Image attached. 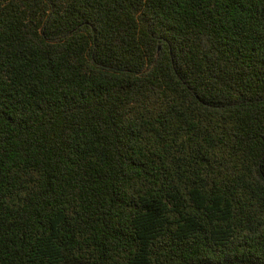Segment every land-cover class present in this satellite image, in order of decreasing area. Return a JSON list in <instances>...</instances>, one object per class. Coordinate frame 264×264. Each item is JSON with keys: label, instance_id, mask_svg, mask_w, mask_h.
<instances>
[{"label": "trees", "instance_id": "16d2710c", "mask_svg": "<svg viewBox=\"0 0 264 264\" xmlns=\"http://www.w3.org/2000/svg\"><path fill=\"white\" fill-rule=\"evenodd\" d=\"M0 264H264V0H0Z\"/></svg>", "mask_w": 264, "mask_h": 264}]
</instances>
